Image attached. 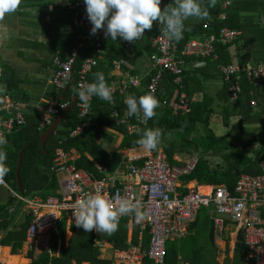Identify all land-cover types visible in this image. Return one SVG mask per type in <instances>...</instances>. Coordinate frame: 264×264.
<instances>
[{
    "label": "trees",
    "instance_id": "trees-1",
    "mask_svg": "<svg viewBox=\"0 0 264 264\" xmlns=\"http://www.w3.org/2000/svg\"><path fill=\"white\" fill-rule=\"evenodd\" d=\"M165 1V0H164ZM163 1V6H165ZM217 3V2H216ZM44 4H48L44 2ZM237 4L234 7L233 5ZM244 4V0H234L227 8V19L221 21L218 19L219 13L223 8L217 3L216 7L208 12V16H212L211 28L206 30L209 33L217 34L219 28L228 25L233 28H241L242 21L238 16V10ZM63 11L68 12V18L71 20V13L65 7ZM207 18L201 19L190 31H184L182 38L175 41L176 53L181 56V52L187 41L201 32L205 31L203 23ZM149 33L144 36L147 43V51L152 54L155 51L153 37L159 31V28L152 26L148 29ZM67 32V31H66ZM62 33V32H61ZM70 37L67 36L55 38L56 48L62 52L63 56L68 54V47L72 46L76 39L78 30H68ZM143 38V37H142ZM232 43V42H230ZM230 43H216L218 59L197 58L205 60L213 68L219 63L232 62L229 46ZM137 44V43H136ZM138 46V45H137ZM93 51L92 47L83 49L77 59L72 79L65 96H74V90L78 89V71L82 58ZM125 51V41L117 37V41L112 39L103 42V55L88 75V79L92 82L95 80V73L103 74L107 85L112 83L109 79L112 77L110 71L113 68V60L121 57ZM195 57V56H193ZM197 57V56H196ZM187 58L185 57V60ZM127 60V59H126ZM237 63V62H233ZM120 77V76H119ZM114 78V77H113ZM184 79L182 82L187 83V72L182 74ZM223 78V77H222ZM150 76L143 79L141 85L130 89L129 95L140 96L146 90ZM225 81V80H224ZM225 95L223 101L225 104L222 108V123L225 126L230 124V117L239 115L234 121L231 129L224 134H216L211 126V117L215 113V106L205 102L206 97L196 102H190L189 112L174 113L171 102L178 98L182 91H186L190 95L187 87H181L179 83L174 82V75L168 71H162V78L159 87L155 93L159 104L154 109V116L149 118L145 123L139 124L138 129L129 132L128 123L136 122L137 116H127L125 95L116 93L112 102H107L92 96L89 100L88 123L76 135L70 132L80 122L78 106L70 109L64 119L59 124L55 132L46 141V153L42 152L40 136L45 132L46 128L39 129L40 113L36 112L27 119L26 124L14 129L8 135V143L3 147L5 153L4 164L8 168V172L3 178L8 184L17 190L16 167L17 160L21 149H23V161L20 169V179L22 182L21 193L24 196L31 197L36 194L46 196L55 194L59 186L57 173L52 169L53 159L59 149L68 150L75 148L80 157L76 160L79 167H84L91 171L96 177H100L103 173L99 170L96 163L104 166L107 170L113 171L122 161L123 156L120 151L109 152L105 149L97 139L103 135L107 136L103 126L116 128L124 134L121 148H136L140 146L137 143L142 131L147 129H159L162 139L161 148L167 155V159L172 163L180 164L174 158L176 152H194L198 154V161L194 169L183 175L184 181L196 180L200 184H225L229 189H233L238 176L242 172L252 174L260 173L262 167L255 168L256 164L261 165L264 161V82L261 86L254 89L253 84L244 76L241 80L242 91L236 100H231V91L228 89L229 81L224 82ZM262 89V92H260ZM254 90L253 93L251 91ZM257 98V105H251V100ZM165 101V102H164ZM205 102V104H204ZM117 113V114H115ZM246 123H258L256 128H247ZM197 125H201V131H198ZM172 129H180V140L175 143L170 140L168 132ZM197 130V131H196ZM238 131L236 136H232L233 131ZM190 132H199L197 138H189ZM157 148V147H156ZM155 148V149H156ZM91 155V158L88 157ZM11 201L14 203V198ZM1 220L9 217L5 208L0 209ZM29 218L24 222L21 229L7 233L6 238H2L0 243L11 246L13 253H18V249L22 245V241L26 237ZM1 222V221H0ZM213 218L209 212V208L202 207L197 213L195 219L187 226V232L179 238L166 241V253L162 263H155L153 259L144 256L141 264H253L252 258L247 253V245L245 243L242 232H239L235 246L233 247V255L227 254L222 261L219 260V245L216 241L215 227ZM5 225H0V230H4ZM65 221L60 224V236H54L53 248L56 247L58 238H61V246L58 254L50 255L47 251L42 253L39 258H33V251L28 252V256L33 258L30 264H82L84 261L88 264H113V258L101 257L99 245L96 243L94 231L85 232L76 225L70 226V236L65 232ZM16 233V234H15ZM21 233V238L14 240V236ZM102 237L111 242L116 249H128L131 244H136L138 235L136 231L133 234L131 242L127 241V217H120L117 229L111 234L101 233ZM142 248L148 249L150 242L149 230L146 229L142 234ZM226 252H229V238L226 237Z\"/></svg>",
    "mask_w": 264,
    "mask_h": 264
},
{
    "label": "built area",
    "instance_id": "built-area-1",
    "mask_svg": "<svg viewBox=\"0 0 264 264\" xmlns=\"http://www.w3.org/2000/svg\"><path fill=\"white\" fill-rule=\"evenodd\" d=\"M65 5L71 13L69 28L78 30L77 39L68 47L66 56H63L60 50L53 56L54 94L43 103L35 105L40 113L39 129L49 126L54 117L71 104L74 96L62 98V92L71 82L81 51L87 47L93 49L81 60L78 87L92 82L88 79V73L98 65L103 55V42L107 40L102 29H98L95 34L90 33L91 25L83 0H68ZM227 5L228 1L222 4L223 10L218 15L221 21L227 19ZM211 25V19H206L203 23L205 31L191 37L184 44L181 56H178L175 41H170L161 30L162 26L153 22L152 26L158 27L159 31L153 37L152 45L155 51L150 55L152 74L143 94L150 93L155 96L164 70L174 75V81L181 82L185 57L218 59L215 44L233 42L239 35L237 28L228 25L221 26L217 34L209 33L206 29L211 28ZM135 41H125L126 48L132 51ZM112 64L113 69L120 72V78L108 85L112 90L111 102L116 93L126 95L131 88L139 86L142 82L140 73H131L125 69L126 58H116ZM217 68L223 80L229 81L231 100H236L240 95L241 80L244 76L253 84L254 89L264 82V58L256 64L219 63ZM253 92L254 90L251 91ZM190 101L191 99L181 92L178 98L171 102L173 112L190 111ZM76 104L80 122L71 130V135H76L88 123L89 101L84 104L76 99ZM251 105H257L256 98L251 100ZM26 122L23 101L9 93L0 96V138L4 141L0 143V151L7 144L8 135ZM143 123L136 117V122L128 124V131H136L139 124ZM160 141L156 149L123 159L113 171L99 166L103 173L100 177L77 166L73 150L59 149L52 164L59 183L55 194L27 197L13 191L17 200L26 204L31 215L26 233L30 245L40 246L52 253L51 236L58 231V221L65 217L69 224H74L73 202L85 193L99 191L109 199L121 197L133 202L138 201L140 210L145 214L140 222H136L132 214L125 215L132 226L137 228L139 235L138 242L127 249L125 254L131 264H141L144 256L153 259L155 263H162L166 253V241L184 235L188 224L195 219L202 207L209 208L218 245L221 241L226 246L228 234H235L237 238L239 232H242L248 256L252 258L253 264H264V161L261 162L260 173L242 172L233 189H229L225 184L184 181L182 176L194 169L198 154L189 155L183 163H172L159 147ZM0 184H6L3 177L0 178ZM204 187L209 189L204 190ZM146 229L150 234L148 249L142 248L141 242V236ZM235 242L230 244L232 249Z\"/></svg>",
    "mask_w": 264,
    "mask_h": 264
},
{
    "label": "crops",
    "instance_id": "crops-1",
    "mask_svg": "<svg viewBox=\"0 0 264 264\" xmlns=\"http://www.w3.org/2000/svg\"><path fill=\"white\" fill-rule=\"evenodd\" d=\"M61 1L62 0L57 3L55 0H20V4L13 13L6 14L0 19V96L4 93H9L21 99L24 103V112L27 119L36 112H39L35 107L37 103H43L54 94V86L52 84L54 67L52 59L55 52L59 50L56 48L57 43L55 42V38L67 36L68 39L70 37L68 30H71L69 28L71 20H65L68 18V12L63 11L64 7L67 9L65 5L66 3L63 4L61 10L59 9ZM163 1L164 0H161L160 3L162 6ZM165 1L166 5L169 0ZM226 1H228L227 8H229L230 3L232 5L234 0H215V5L218 3L222 7V4ZM236 1L238 2L242 0ZM44 2H47L48 4H44ZM203 4L204 6H207V0H203ZM236 5L237 4L233 6L236 8L238 7ZM214 7L216 6H213V8ZM240 7L242 9L238 10L237 17L242 21V27L238 29V37L230 43L229 50L231 59L232 62H237L238 64H256L264 58V0H244V4ZM211 10L212 7H209L208 12ZM208 17V19H213L212 16ZM200 20L201 19L195 17H190L185 20L184 24L187 28L186 31L193 29ZM148 33L149 30L144 32V35L134 42L132 51L128 50L125 46L124 54L121 56L127 59L125 69L131 73H140L142 80L152 74L150 64L151 54L149 55L147 51V43L144 39V36H147ZM186 58L185 72H187V82H189V85L182 82L184 80L183 78L181 82H174L179 83L181 87L184 86L188 88L191 92L190 95L187 94L186 91L182 92L191 99L190 102L197 103L206 97L204 101L210 103L211 106L213 105L216 108L215 113L211 117V126L213 130L216 134H224L228 132L239 115L230 117V124L228 126H225L222 123L221 115L219 114L222 112L224 105L220 104H225L223 96L226 93L225 90H223L225 81L223 80L219 69L217 66L212 68L207 61L197 59V57L187 56ZM110 75L112 77L109 79L112 80V83L117 82L120 78V72L113 68L110 71ZM260 92H262V89ZM129 94L130 90L125 96H129ZM214 125L217 126V129H215ZM103 129L107 136L101 135L97 139L98 143L109 152L120 151L124 160L138 154H143L147 151L142 145L136 148H121L120 144L124 134L118 129L106 125L103 126ZM196 129L201 131V125H197ZM198 134L200 133L190 132L188 136L189 138H196L198 137ZM237 134V131H235L233 135L236 136ZM180 135V129H172L166 136L177 143L180 140ZM161 142L162 139L159 147L161 146ZM68 150H73L75 152L76 160L80 157V153L75 148H70ZM191 154H197V152H176L174 158L180 163H183V161H185ZM88 157L91 158V155L88 154ZM96 165L98 168L99 166H102L98 163H96ZM195 181L196 180H193L192 182ZM13 191L21 193L18 188L17 190H14L7 181L6 184H0V209L5 208L9 215L5 222H3L0 214V225H5L4 230H0V240L6 238L7 233L21 229L24 222L28 218L29 221L31 219L26 204L23 201H18L13 195ZM34 196L42 197L43 195L36 194ZM12 198L15 200L14 203L11 202L13 200ZM63 221H65L66 225V235L70 236L71 234L70 226L74 224H69L65 217H63L57 223L58 231L51 236V249L53 248L54 236H60V224ZM135 231L138 235L137 228L135 226L133 227L127 218L126 238L128 242H131ZM94 233L96 243L100 247L101 257L113 258V263L120 261L118 257H127L125 256L127 249H116L111 242L102 237L101 233L96 231H94ZM21 236V233L15 235L14 240L17 242ZM219 243H221V241H219ZM133 245L134 244H131L128 249ZM60 246L61 238L59 237L56 247L52 249V253L49 254H58ZM30 250L33 251V258L35 259L39 258V256L46 251L40 246L30 245L27 236L22 241L18 253H13L10 245L0 243V264H14L15 257L18 258V264H30L33 260V258L28 256ZM72 264H76V262L73 261ZM82 264L88 263L84 261Z\"/></svg>",
    "mask_w": 264,
    "mask_h": 264
},
{
    "label": "clouds",
    "instance_id": "clouds-1",
    "mask_svg": "<svg viewBox=\"0 0 264 264\" xmlns=\"http://www.w3.org/2000/svg\"><path fill=\"white\" fill-rule=\"evenodd\" d=\"M59 3L60 0H55ZM65 3L68 0H64ZM87 19L90 22V33L95 34L98 29L113 41L117 37L123 41H134L144 35L146 29H151L155 21L161 27L170 41H179L183 32L187 30L184 21L190 17L204 19L208 16V8L215 5V0H169L160 7L161 0H83ZM20 0H0V19L6 14L13 13ZM202 63V62H201ZM92 96L107 102L112 100V90L105 83L102 73H95V80L74 90V97L87 104ZM126 115L137 116L141 123L154 116V109L158 107L157 98L145 93L140 96L129 95L125 98ZM140 132V129H137ZM159 129L142 131L137 143L145 150H153L160 141ZM0 138V143H3ZM5 153L0 151V178L7 172L4 164ZM132 214L136 222L144 219L145 214L140 210L139 202L128 198L113 197L109 199L105 194L96 191L85 193L72 204L74 224L85 232L96 231L111 234L117 229L121 216Z\"/></svg>",
    "mask_w": 264,
    "mask_h": 264
},
{
    "label": "water",
    "instance_id": "water-1",
    "mask_svg": "<svg viewBox=\"0 0 264 264\" xmlns=\"http://www.w3.org/2000/svg\"><path fill=\"white\" fill-rule=\"evenodd\" d=\"M64 0L61 1V4L59 6V9L61 10L64 4ZM68 86V85H67ZM66 86V88H67ZM62 92V98L65 97V90ZM76 104V99L73 98L71 104L65 108L64 110H62L53 120V122L48 126V128L45 130V132L40 136V142H41V146H42V152L46 153V141L47 139L54 133V131L57 129L58 125L62 122V120L64 119V116L66 115V113L72 109ZM23 149L24 147L21 149L19 156H18V160H17V167H16V179H17V187L19 191H22V182L20 179V169H21V165H22V161H23Z\"/></svg>",
    "mask_w": 264,
    "mask_h": 264
},
{
    "label": "rangeland",
    "instance_id": "rangeland-1",
    "mask_svg": "<svg viewBox=\"0 0 264 264\" xmlns=\"http://www.w3.org/2000/svg\"><path fill=\"white\" fill-rule=\"evenodd\" d=\"M257 124L258 123H246L245 126L247 128H256ZM214 127H215V129H217V126L214 125ZM234 132H233V134H234ZM237 133H238V131H237ZM233 134H231V135L233 136ZM255 168L261 169V165L256 164ZM228 238H229V252L228 253L226 252V246H224L222 242L219 243V256H218V258L220 261H222L227 254H229L230 256L233 255V249L230 247V244L233 245L234 241H236L237 238H236L235 234H233V236L228 234ZM109 250H111V249H109ZM107 251H108V249H107ZM105 254H106V252H105ZM118 259L120 261L115 262L116 264H131V262H129V259L127 260V258L126 257L124 258V256L118 257ZM115 263H113V264H115Z\"/></svg>",
    "mask_w": 264,
    "mask_h": 264
},
{
    "label": "bare ground",
    "instance_id": "bare-ground-1",
    "mask_svg": "<svg viewBox=\"0 0 264 264\" xmlns=\"http://www.w3.org/2000/svg\"><path fill=\"white\" fill-rule=\"evenodd\" d=\"M203 189H204V190H208L209 188H207V187L205 188V187H204ZM6 254H7V253H6ZM14 264H18V258H17V257L14 258Z\"/></svg>",
    "mask_w": 264,
    "mask_h": 264
}]
</instances>
